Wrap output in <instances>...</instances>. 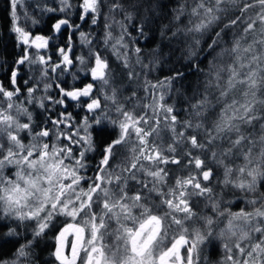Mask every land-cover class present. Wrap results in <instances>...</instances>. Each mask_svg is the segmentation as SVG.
I'll use <instances>...</instances> for the list:
<instances>
[{
  "label": "snow or ice",
  "instance_id": "6c2138e0",
  "mask_svg": "<svg viewBox=\"0 0 264 264\" xmlns=\"http://www.w3.org/2000/svg\"><path fill=\"white\" fill-rule=\"evenodd\" d=\"M61 2L66 4L67 0ZM18 3L19 0H11L14 24ZM102 3L103 0H83L80 7L85 14L98 15ZM116 11H122L129 21L133 19V13L120 0L109 5L110 13ZM185 13L189 16L188 26L177 28L172 35L183 32L185 36H192L185 59L189 67L205 76L203 92L190 104V116L195 118V123L192 119L181 122L174 114V106L164 103L163 89L184 78L179 70L155 84L146 81L145 92L153 91L151 102L142 105L143 115L136 112L141 107L139 100L132 109H127L120 103L118 90L112 88L111 95L106 90L103 95L114 107L116 118L109 117L108 105H105V111L93 122L86 116L75 131L64 130L71 127L68 122L72 119L71 114L65 113L55 119L49 117L52 127L45 122L38 131L31 123H20L9 111L14 107L12 97L19 89L9 91L0 87V94L8 100L7 108L0 105V139L7 138L6 147L0 142V210L5 216H14L20 221H35L34 236L44 233L56 217L70 218L71 222L65 223L55 237L53 255L59 264H198L200 246L211 241L213 225L225 216L227 221L218 234L225 240L223 264H264V192L245 200L252 211L222 210L226 194L223 189L231 186L241 193L255 194L258 186L264 187V0H193L190 11L187 3H181L173 19L180 21ZM80 19L84 20L85 15ZM92 23H97L95 15ZM67 24V20H60L54 28L59 30ZM107 27L110 25L106 24ZM121 27L127 31L123 24ZM13 30L18 39L29 44L26 31L20 27ZM140 31L143 34L142 28ZM84 35L81 33V37ZM248 36L252 37L250 43ZM110 38L111 33L107 32L106 44ZM122 41L123 35L116 44L126 48ZM31 43L37 49L47 46L42 36L35 37ZM135 51L138 54L141 50ZM201 52L215 53L207 72L200 69L199 63H191ZM60 54L63 64L72 63L64 49H60ZM28 60L26 51L15 63L23 65ZM124 60V66L128 67L127 54ZM38 62L47 64L43 56ZM141 62L137 56V63ZM59 67L57 64L52 71ZM46 74L47 69L42 75ZM133 75L130 72L129 79ZM91 76L93 81L100 82L102 89L110 85L111 70L99 55L95 57ZM11 82H17L16 70L11 73ZM44 87L47 91L50 85ZM57 87L62 98L54 101L56 104L63 105L64 98L79 101L88 97L89 113L102 109L101 100L92 98L93 83L82 89ZM34 91L30 87L29 96ZM135 96L133 92L125 100L131 101ZM40 107L45 105L41 103ZM17 111L27 112L26 109ZM28 117L31 121V114ZM105 121L112 126V131ZM178 124L185 131H177ZM187 129H192L193 134L187 135ZM22 130H28L31 135L28 144L21 142ZM164 130L171 133L172 141L166 148L157 143ZM201 131L204 140L200 139ZM50 137L52 143L48 142ZM61 139L68 143L61 145ZM224 141H227L226 147ZM73 145L80 146L78 154ZM179 145H190V148L178 156ZM194 149L210 153L208 158L223 167L224 179L217 181L223 185L220 193L204 183L211 181L214 170L207 166L206 159L192 155ZM93 151L99 154L100 160L93 175L87 176L82 170L87 168V154ZM234 156H242L244 163L229 166L226 159ZM184 158H188V164L183 167L194 165L195 174L177 176L174 184H168L169 171L161 165L180 167ZM9 166L16 168L14 179L4 175V169ZM130 182L138 185L132 194H129ZM191 197L205 198V207L211 208L215 218L194 211ZM196 219L203 221L206 232L201 227L190 230L186 226ZM69 246L70 255L66 252ZM25 247L18 249V257L26 255Z\"/></svg>",
  "mask_w": 264,
  "mask_h": 264
},
{
  "label": "trees",
  "instance_id": "16d2710c",
  "mask_svg": "<svg viewBox=\"0 0 264 264\" xmlns=\"http://www.w3.org/2000/svg\"><path fill=\"white\" fill-rule=\"evenodd\" d=\"M113 2L114 0H103L100 13L97 15L83 12L80 7L83 0H67L66 4L62 3L61 0L21 1L20 5L24 17V22L21 23L23 30L27 33H41L50 39L48 49L42 52L32 44H27L25 50L16 41L11 30L9 0H0V87L9 91L19 89L12 97L11 103L14 107L9 111L17 117L20 123H31L36 131L44 127L45 122H47L49 128L52 127L51 120L48 118H57L62 113L59 112L56 115H52V102L47 104L49 99L54 102L62 98L60 88L57 85L65 90H73L74 88L82 89L87 84L93 83L92 98L98 97L102 104L101 110H97L96 113H89L86 108V104L90 102L89 98L83 97L76 101L75 113L73 101L66 103L68 107H66L64 113L71 114L72 119L68 122L71 127L64 129L65 131H75L86 116L89 118L90 123L93 122L96 116L105 111V105H108L107 114L109 117L115 119L117 114L114 107L110 101L104 100L103 95L105 90L111 95L112 88L118 90L120 103L125 104L127 109H132L139 100L141 107H137L136 112L138 115H143L144 109L142 105L151 102V92L153 91L149 89L148 93L145 92L146 81L155 84L157 81L164 80L165 77L172 75L174 70L183 72L184 78L177 79L171 88L166 87L163 89L165 93L164 103L174 106V114L177 115L178 120L181 122L188 119H192L193 123L196 122L195 118L190 116V104L194 103L195 98H199V94L203 92L205 76L198 72L196 68L189 67V62L185 59L192 36H185L183 32H180L175 37L172 35L177 28H184L189 24L187 13L181 17L180 21L173 19L176 15V10L181 3H187L190 11L193 0H120L128 11L133 13L131 21L125 19L122 11L109 12V5ZM132 5H135V7H132ZM81 15H85L84 20L80 19ZM94 15L97 18L96 24L92 23ZM60 20H67L69 25L56 30L54 25ZM106 24L110 25V27L106 28ZM121 24L127 29L126 32H124ZM141 28L143 29V34L140 31ZM107 32L111 33V38L106 44ZM81 33L85 34L84 37H81ZM121 35H123L122 43L127 45L126 48L116 44ZM251 39L252 37L248 36L247 42L250 43ZM231 43L232 34L230 33L227 46L230 47ZM114 44H116L115 51L113 50ZM136 48L141 50L140 53H136ZM60 49H64L66 52L67 50L70 51L72 66L68 68L65 65H60L59 68H56V71H52L59 64V59L62 58ZM154 49L157 51L153 52ZM219 50L217 48V51ZM26 51L29 60L25 61L23 65H17L15 62L23 58ZM125 54H127L128 67L124 66ZM97 55L108 63L112 73L110 85L106 86L105 89L101 88L99 81H93L90 76L91 69L95 66V57ZM214 55L215 53L208 55L207 52H201L199 57L191 61V63H199L200 69L203 72H207L209 61ZM40 56L44 57L47 64L38 62ZM137 56L140 57L141 63H137ZM49 58L50 61L48 60ZM32 61L36 62L33 63ZM45 69H47V74L42 75ZM13 70L17 71L16 84L11 82ZM130 72L134 74L131 79H129ZM45 84L50 85L47 91H45ZM30 87L35 89L32 96H29L28 93ZM133 92L136 93V96L131 101L125 100V97H131ZM2 99H0V105L5 108ZM41 103L45 105L44 108L40 107ZM16 109H26L27 112L24 114V112L15 111ZM28 114H31V121H29ZM148 115H151V110L148 111ZM161 119H163V116H161ZM208 123L210 124V121ZM105 124L108 125L109 131H112V126L109 122L105 121ZM26 131L24 132L27 134V139L25 135H21L22 141L25 142L24 144H28L31 140V135L28 130ZM177 131H185V129H183L181 124H178ZM256 131L257 133L259 132L258 126ZM24 132L22 134H25ZM192 134L193 130L187 129V135ZM112 135L114 137L115 132ZM161 137L162 139L158 140L157 143H162L166 148L167 144L172 142L171 133L164 130L161 132ZM108 138L105 137V139ZM47 139L49 143L53 142L52 137ZM200 139L204 140L202 131L200 132ZM60 143L64 145L68 141L61 139ZM217 143L220 142L218 141ZM224 146H227V141H224ZM186 148H190V145H179L177 155L179 156ZM73 150L78 154L80 146L73 145ZM192 155H199L201 158L206 159L207 166L214 170V176L210 182L204 183L212 187L216 193H220L223 185L218 184L217 181L224 179L223 167L213 163L208 158L210 153H201L200 150L194 149L192 150ZM99 160L100 156L97 152H89L86 159L87 168L82 170V174L92 176ZM226 163L231 167H236L242 165L244 160L242 156H234L227 158ZM187 164L188 158H184L180 167L176 165H161V167H167L169 171L168 184H174L177 176H187L189 172L195 174L194 165L183 167V165ZM130 185L131 191L129 194H132L138 185L135 182H130ZM84 186L86 187L87 185L85 184ZM164 190L167 191V187ZM223 191L226 194L223 197L225 202L222 204V210L228 209L231 212H238L241 208H244L246 211H252V206L246 205L245 200L253 198L254 195L258 196L259 192H264V187L258 186V192L255 194L241 193L239 190L231 188V186L223 189ZM156 202L159 203V200L157 199ZM190 203L194 211L199 215H213L215 218L211 208L205 207L207 203L205 198L191 197ZM96 211H99V209L97 208ZM69 220L70 218L68 217L58 216L44 233L40 236H34L35 221H20L14 216H5L3 211L0 210V264H4V262L12 264L14 261L19 264H59L53 255L55 237ZM226 221L227 216L220 223L213 225L212 238L218 235V229L221 226H225ZM112 223L115 224V222ZM186 226L190 230L195 227H201L206 232V229H203V221L199 219L187 222ZM10 231L13 232L12 235H8ZM212 238L210 242L205 241L200 246L198 264H223L225 252L216 240ZM21 246H26V255L18 257V249Z\"/></svg>",
  "mask_w": 264,
  "mask_h": 264
},
{
  "label": "rangeland",
  "instance_id": "374dc122",
  "mask_svg": "<svg viewBox=\"0 0 264 264\" xmlns=\"http://www.w3.org/2000/svg\"><path fill=\"white\" fill-rule=\"evenodd\" d=\"M21 1H25V0H19V3H18V6H17V9H16V18H15V24L13 23V16H12V8H11V0H9V15H10V20H11V26H12V28H11V30H12V32H13V36H14V38L16 39V41L17 42H19V43H21V44H23L24 46H27L26 44H24L23 42H22V40H20V39H18V34L13 30L14 29V27H20V28H22L21 27V23H23L24 21H23V12H22V8H21V5H20V3H21ZM23 29V28H22ZM25 31V30H24ZM48 49V48H47ZM39 51H42V52H44V51H46V50H43V49H39ZM69 68V67H68ZM90 76H91V73H90ZM91 79H92V76H91ZM1 98H3L2 100H3V104H4V107L5 108H7V104H8V102H7V99L5 98V97H3V96H1V94H0V99ZM3 107V106H2ZM15 111H17V109L15 110ZM12 114V113H11ZM25 114V113H24ZM14 116V115H13ZM15 117V116H14ZM16 119H17V117H16ZM27 132L26 130H22V131H20V133H19V137L21 138L22 136L21 135H25L26 137V139H27V134L25 133V132ZM25 133V134H22V133ZM0 142H2V143H4V145H5V147L7 146V138L6 137H3L2 139H0ZM21 142L22 143H25V142H23L22 141V138H21ZM15 171H16V168L15 167H13V166H9L8 168H5L4 169V175H6V176H8V177H10V178H13L14 179V173H15ZM251 194V193H250ZM68 222H71L70 220L68 221ZM67 222V223H68ZM65 225V224H64ZM111 226L113 227V228H115L116 227V225L114 224V223H112L111 224ZM64 227V226H63ZM222 228H224V226L222 227H220V229H218L219 230V232H220V230L222 229ZM60 231V230H59ZM219 232L217 233V234H219ZM59 233V232H58ZM57 233V234H58ZM256 235H258V234H256ZM216 237V238H215ZM214 238H212V239H215L216 240V242L220 245V247H222L223 248V243L225 242V240H222V239H220L219 237H218V235L217 236H215ZM55 249H56V240H55V248H54V252H55ZM66 252L70 255V246L66 249ZM182 252H184V254H186V252H185V250H182ZM15 262V261H14ZM14 262L12 263V264H14ZM15 264H19L18 262H15Z\"/></svg>",
  "mask_w": 264,
  "mask_h": 264
},
{
  "label": "flooded vegetation",
  "instance_id": "af4514ba",
  "mask_svg": "<svg viewBox=\"0 0 264 264\" xmlns=\"http://www.w3.org/2000/svg\"><path fill=\"white\" fill-rule=\"evenodd\" d=\"M67 25H69V24H67ZM65 25H62L61 26V28L62 27H64ZM60 28V29H61ZM37 36H42V37H44L46 40H47V46L43 49V50H46L47 48H48V46H49V40L50 39H48V37L47 36H43L41 33H32V32H29L28 33V37H29V45L30 44H32L31 42L33 41V40H35V37H37ZM20 45H22V48H25V46L23 45V44H21L20 43ZM33 45V44H32ZM34 47H35V45H33ZM25 50H26V48H25ZM66 51V50H65ZM68 51V56H69V58L71 59V54H70V51L69 50H67ZM55 57V56H54ZM49 61H50V58L48 59ZM63 57L62 58H60L59 59V64L60 65H65V64H63ZM66 67H71L72 66V63L71 64H69V65H65ZM74 89H76V88H74ZM65 99V103L63 104V105H60V104H58V105H60L59 107H58V105H56L54 102H53V100L52 99H49L48 101H47V104H50V102H52V105H53V109L51 110V114L52 115H56V113H59V112H62V113H64V111H65V109H66V107H68V105L66 106V103H70L71 101H73V100H71V99H68V98H64ZM73 103H74V112L76 113V101H73ZM55 119V118H54Z\"/></svg>",
  "mask_w": 264,
  "mask_h": 264
},
{
  "label": "water",
  "instance_id": "95a60500",
  "mask_svg": "<svg viewBox=\"0 0 264 264\" xmlns=\"http://www.w3.org/2000/svg\"><path fill=\"white\" fill-rule=\"evenodd\" d=\"M45 48V47H44ZM44 48H41V49H44ZM67 54H68V51H67Z\"/></svg>",
  "mask_w": 264,
  "mask_h": 264
}]
</instances>
